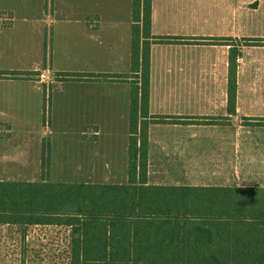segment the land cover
<instances>
[{
	"label": "crops",
	"instance_id": "crops-1",
	"mask_svg": "<svg viewBox=\"0 0 264 264\" xmlns=\"http://www.w3.org/2000/svg\"><path fill=\"white\" fill-rule=\"evenodd\" d=\"M63 5L84 9L59 13ZM32 6L37 13L29 12ZM44 6L55 8L48 15ZM131 6L132 0H0V72L129 74ZM151 10L154 36L185 43L151 46L150 115L182 123L149 126L148 184L264 189V126L258 125L264 120V0H151ZM233 52L235 113L229 115ZM52 90L46 130L44 84L0 79V182H40L48 138L64 151L61 160L50 144L49 182L64 183L50 177L72 168L85 184H127L130 85L56 81Z\"/></svg>",
	"mask_w": 264,
	"mask_h": 264
},
{
	"label": "trees",
	"instance_id": "trees-1",
	"mask_svg": "<svg viewBox=\"0 0 264 264\" xmlns=\"http://www.w3.org/2000/svg\"><path fill=\"white\" fill-rule=\"evenodd\" d=\"M151 17V0H132L129 74H54L57 82L130 85L127 184L49 182L47 138L41 149L40 182H0V226L65 229L70 264H264L263 188L152 186L147 182L149 126L182 123L180 118L150 115L151 46L185 43L181 38L154 36ZM261 42L251 44L261 46ZM235 57L231 53L229 115L235 113ZM35 75L0 72V79ZM46 113L45 109L44 124ZM258 125L264 126V120Z\"/></svg>",
	"mask_w": 264,
	"mask_h": 264
},
{
	"label": "rangeland",
	"instance_id": "rangeland-1",
	"mask_svg": "<svg viewBox=\"0 0 264 264\" xmlns=\"http://www.w3.org/2000/svg\"><path fill=\"white\" fill-rule=\"evenodd\" d=\"M3 8V7H0ZM16 10L19 14L23 12V7H11ZM43 7H41L42 9ZM55 7L44 6L43 13H48L50 15ZM59 13H81L84 9L83 6H72L63 5L62 7H57ZM38 7H29V12L37 13ZM42 11V10H41ZM7 19V16H5ZM0 22L3 17H0ZM3 22V21H2ZM5 22H9L7 19ZM51 30L47 29L44 33V38L48 37ZM47 38V46H48ZM43 71V70H42ZM51 80V75L49 76ZM50 80H48V85L45 86V100H46V124L45 129L47 130L49 126V121H51V116L49 109H47L50 100V88L56 83V78L54 76V81L49 85ZM48 90H47V89ZM50 100V101H49ZM52 103V102H51ZM50 103V105H51ZM44 117V115H43ZM42 123V120H41ZM55 136V135H54ZM51 150L60 157H62L64 151H62L61 145H57L52 141ZM55 158V155H54ZM66 159V158H65ZM80 167V164H77ZM58 171L56 175L50 177L52 182H64L66 184H85L82 176H75L74 172L68 168L65 171L57 168ZM37 182V181H36ZM110 184H126V181H114ZM35 183V182H34ZM88 183V181L86 182ZM0 264H70V249H69V236L65 229H55L51 227H29L21 228L17 226H0Z\"/></svg>",
	"mask_w": 264,
	"mask_h": 264
},
{
	"label": "built area",
	"instance_id": "built-area-1",
	"mask_svg": "<svg viewBox=\"0 0 264 264\" xmlns=\"http://www.w3.org/2000/svg\"><path fill=\"white\" fill-rule=\"evenodd\" d=\"M36 75L34 76V79L39 84L48 85V80H50V75L46 71L37 70L34 72ZM54 81V75H51L50 84H52ZM47 89V88H46ZM48 90V89H47Z\"/></svg>",
	"mask_w": 264,
	"mask_h": 264
}]
</instances>
